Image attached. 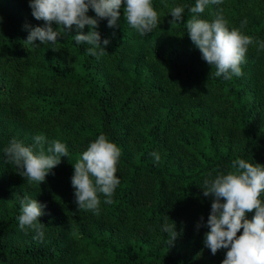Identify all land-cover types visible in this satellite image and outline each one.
Wrapping results in <instances>:
<instances>
[{
  "label": "trees",
  "instance_id": "1",
  "mask_svg": "<svg viewBox=\"0 0 264 264\" xmlns=\"http://www.w3.org/2000/svg\"><path fill=\"white\" fill-rule=\"evenodd\" d=\"M195 3L152 0L158 24L150 34L171 39L167 47L134 51L141 35L122 10L115 28L100 21L101 43H110L97 58L75 43V30L61 31L55 45L24 43L25 24L45 22L29 0H0V264H222L227 250L213 255L204 245L209 229L196 225L211 211L205 179L227 174L235 159L264 165V0H222L195 14L211 22L222 10L230 29L253 38L243 74L231 79L211 75L215 69L181 46L192 43L186 22ZM175 6L185 7L184 23L171 25ZM40 134L46 148L59 140L69 153L41 185L27 182L3 151L12 139L31 147ZM101 134L121 149L120 184L111 204L100 195L97 215L78 210L71 177ZM25 197L47 205L42 241L19 227ZM166 215L179 233L171 246Z\"/></svg>",
  "mask_w": 264,
  "mask_h": 264
},
{
  "label": "clouds",
  "instance_id": "2",
  "mask_svg": "<svg viewBox=\"0 0 264 264\" xmlns=\"http://www.w3.org/2000/svg\"><path fill=\"white\" fill-rule=\"evenodd\" d=\"M221 3L222 0H196L195 6L189 8L194 15L187 19L186 29L201 58L215 69L211 75L231 79L243 74L241 65L254 40L242 34L240 29H230L222 10L215 13L211 22L195 15L203 13L208 5ZM29 7L34 18L44 21L45 26L25 24L28 36L24 43L36 47H40L36 41L42 45H55L61 31L71 34L75 30L76 35L72 36L75 43L90 45L87 54L97 58L104 55L110 43L108 39L101 43V34L97 31L100 21L107 20L108 27L115 28L122 10L124 21L141 36L152 33L158 24V13L152 0H29ZM89 10L96 16H89ZM184 11L185 7H172L170 16L173 19L169 23H184ZM246 23L243 21L242 26ZM86 26L90 29L87 34L83 32ZM260 47L264 48V43ZM34 141L29 147L12 139L3 151L6 162L17 166L27 182L41 185L48 175H54L52 170L61 163L62 157H69V153L66 144L59 140L51 141L46 148L47 141L42 134L36 135ZM153 155L158 161L159 156ZM120 156L121 149L101 134L73 165L71 183L79 211H93L99 215L100 195L105 197L104 203H112V196L120 184L117 177ZM202 190L204 197L212 198L206 225L203 217L196 225L197 231L201 227L209 229L204 236L205 247L213 255L222 249L227 250L222 264H264V199H261L264 194V165L235 159L227 174L220 173L215 178L205 179ZM20 206V229L32 230L34 239L42 241L45 225L40 222V217L46 214L44 209L47 205L25 197ZM251 212L255 215L248 220L246 213ZM168 220L166 215L162 231L167 234V243L171 246L179 233L176 223L172 221L170 224ZM241 229L243 232L238 235Z\"/></svg>",
  "mask_w": 264,
  "mask_h": 264
},
{
  "label": "rangeland",
  "instance_id": "3",
  "mask_svg": "<svg viewBox=\"0 0 264 264\" xmlns=\"http://www.w3.org/2000/svg\"><path fill=\"white\" fill-rule=\"evenodd\" d=\"M159 45L162 47H167L168 45L172 44L171 39L164 35H159V34H150V35H145V36H138L134 39L133 43V50L135 51L136 48L141 49L142 47H150L152 45ZM182 47L185 48V51L189 53H193L194 56H197L204 64H207L202 58H201V53L200 51L195 47L193 43H188L187 45L182 44ZM186 46V47H185ZM17 136H20L22 138H26L27 134L26 133H19L17 132Z\"/></svg>",
  "mask_w": 264,
  "mask_h": 264
}]
</instances>
